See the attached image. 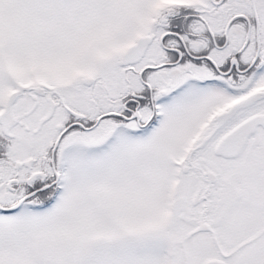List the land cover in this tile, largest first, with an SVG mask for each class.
<instances>
[{"label":"snow or ice","instance_id":"6c2138e0","mask_svg":"<svg viewBox=\"0 0 264 264\" xmlns=\"http://www.w3.org/2000/svg\"><path fill=\"white\" fill-rule=\"evenodd\" d=\"M0 264H264V0H0Z\"/></svg>","mask_w":264,"mask_h":264}]
</instances>
